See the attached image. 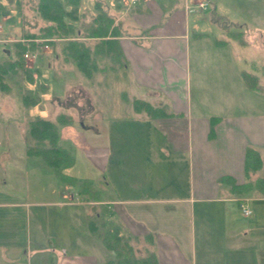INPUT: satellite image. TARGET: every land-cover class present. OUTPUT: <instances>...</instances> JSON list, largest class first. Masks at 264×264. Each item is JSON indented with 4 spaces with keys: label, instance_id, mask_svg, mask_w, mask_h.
Returning <instances> with one entry per match:
<instances>
[{
    "label": "crops",
    "instance_id": "0c3cea01",
    "mask_svg": "<svg viewBox=\"0 0 264 264\" xmlns=\"http://www.w3.org/2000/svg\"><path fill=\"white\" fill-rule=\"evenodd\" d=\"M196 1L81 0L82 9L98 2L96 13L113 19L118 58L96 56L114 69L112 83L122 80L131 93L119 92L114 111L94 103L79 82L86 109L62 104L46 118L56 127L57 145L71 155L59 171L74 179L62 181L53 169L50 202L39 198L44 169L34 158L40 156L26 154L36 145L29 123L40 116L20 124L8 91L0 93V264H33L41 251L59 255L58 264H105L114 253L100 235L111 228L137 257L153 254L157 264H264V182L258 181L264 169L244 172L248 147L264 165L262 30L247 28L243 33L256 35L250 40L240 31L223 33L217 20L225 0L189 11ZM68 62L76 66L68 58L64 67H49L65 75ZM243 70L258 77L261 91L245 86ZM178 71L180 78L173 75ZM105 73L96 64L85 76ZM103 79L94 82L111 83ZM133 99L152 112L135 110ZM242 200L252 209L248 217L240 212ZM44 206L51 208L47 230L41 229Z\"/></svg>",
    "mask_w": 264,
    "mask_h": 264
},
{
    "label": "rangeland",
    "instance_id": "374dc122",
    "mask_svg": "<svg viewBox=\"0 0 264 264\" xmlns=\"http://www.w3.org/2000/svg\"><path fill=\"white\" fill-rule=\"evenodd\" d=\"M3 1L4 3L2 0H0V2L4 5V11L2 13L0 12V22L3 23L5 27H7L8 39H18L17 42H0V63H7L17 59L15 54L17 48L15 44L22 43L20 39L32 40L33 38H26L25 35L39 33L40 30L46 25V21L42 19L36 11L35 7L37 0ZM87 6L92 7V9L89 11L82 9L81 7L79 9L78 20L74 22L77 28H81L82 21L85 20L82 19L84 17L83 15L87 14L89 17L88 20H90V18L96 14L97 7L95 6V3H83V8H87ZM169 7L170 5H166V7L163 5V8L167 9ZM252 7L254 8L253 11H256L254 14L250 13L251 11H249V9ZM219 9L221 17L220 20H217V23L220 24V29L223 30V33L229 31H240L242 32L241 34L244 35V38L247 37V40H250L251 35L253 34L243 32L247 28L250 30V28L257 27L259 30H262L258 33V36H261V44L264 46V0H225ZM210 12L211 11H209V13ZM43 21L45 24H43ZM123 31L130 32L131 30L124 29ZM253 36L256 37V35ZM255 37H252V39H255ZM44 43L45 42H41V45L38 44L39 54L36 60L27 63V65L23 61V66L17 68L15 73L8 72L3 76V83L6 85V89L0 87V93L2 94V92L6 93L8 91L7 100L9 107L13 109L12 116H18V121L20 124H24L28 118L33 116H40L45 119L49 118L51 117L50 114L52 112L62 109L63 105L68 106L67 108L72 107V110L74 109L73 111L76 112L78 109L75 107L79 105L78 103H81L82 109H86V97L88 94L80 91L77 84L79 82L90 91L89 93L91 94L94 103H96L101 108H104L106 104L111 105V108L113 107L114 111L115 108H117V103H121L119 92L122 90H128L131 93L130 87H127L122 80L117 84L114 82L112 83L111 80H113L112 78L114 77V72L110 70L114 69H110L108 67L109 62L106 57L93 56L94 62L96 63L94 65L93 62H90V65L96 66L97 64L98 66L103 67L106 71L105 77L103 78L105 79V82L111 81L109 84H99L94 82L96 78L98 80L103 79L101 78V74H99L97 77L94 74L91 79H86L87 77L81 71H79L77 66L70 64L71 62L67 63L68 66L66 64V69L69 71V73L65 75L63 73L62 75L59 74V70L56 69V67L51 68L49 66L55 62V64L60 63V66L64 67V62L68 61L66 53L64 55L62 52L66 41L63 39H55L53 43L48 42L49 48L47 51L42 50ZM83 43H85V45L88 47H92L95 44V40H84ZM21 45L23 47V44ZM4 48L7 49V51H3ZM253 55L256 59L257 57L255 53ZM57 60L59 62H57ZM258 63L264 64V50L262 51V55H260V59L258 58ZM29 74L32 76V80L28 78ZM173 75L177 78H180L181 73L178 71ZM116 78L117 77L114 79ZM73 83L74 85H77V87H74L72 85ZM122 85L124 87H122ZM24 96H30L34 98L38 97L40 100L35 105H25L23 102ZM97 102H99V104ZM23 155L26 156L25 154ZM35 159H38L37 161L41 163V166L43 165L42 167L44 169L40 171L39 188L41 192L39 198L43 202H50L52 195L49 193V191L56 189L53 178L54 170L53 168L46 166L41 157L34 158V160ZM25 188H27L26 185ZM50 209L51 208L49 206H44L41 208L42 213L40 220L43 223V228H41L43 230L48 229V210ZM35 256L37 257L33 258V264H58L57 261L59 255H49L48 252L41 251L39 255Z\"/></svg>",
    "mask_w": 264,
    "mask_h": 264
},
{
    "label": "trees",
    "instance_id": "16d2710c",
    "mask_svg": "<svg viewBox=\"0 0 264 264\" xmlns=\"http://www.w3.org/2000/svg\"><path fill=\"white\" fill-rule=\"evenodd\" d=\"M97 3H95L96 6ZM81 0H37L36 11L38 15L46 21V25L39 33L27 34L26 38H41V39H63L66 41L63 51L68 58L75 61L77 68L84 75L90 76L95 68L93 56L97 54H106L113 62L118 58V45L114 38L117 34V28L113 26V19L106 13L94 14L90 20L83 21L81 28H77L74 24L79 17V9ZM4 11V5L0 2V12ZM90 38L95 40V44L90 48L86 46L79 38ZM48 42H53L52 40ZM16 45L15 54L17 59L7 63H0V87L5 89L3 76L8 73H15L17 68L23 66L22 47L19 43ZM93 62L94 65H90ZM241 77L245 86L254 91H261L259 79L257 76L248 71H241ZM28 78L32 80L29 74ZM39 98L24 96L23 102L25 105L37 104ZM132 106L135 110L145 108L147 113L152 112V107L148 103H143L138 99L132 100ZM28 132L35 139L36 145L28 147L26 154L40 156L44 163L52 167L62 181H74V179L59 169L67 167L71 162L70 153L57 145V131L55 125L48 119L36 117L29 123ZM260 168L264 169V165L260 159L259 153L251 148H246L244 172L247 175L249 172H254ZM230 181L229 178H226ZM259 182H264V179H259ZM232 188H236L231 182ZM246 186V185H242ZM240 188V187H239ZM90 231L95 232L94 225L89 222ZM103 245L113 251L114 256L105 264H157L156 257L149 254L144 257H137L134 254L133 248L128 243L125 237H122L118 229H107L101 235Z\"/></svg>",
    "mask_w": 264,
    "mask_h": 264
},
{
    "label": "built area",
    "instance_id": "2783aa9c",
    "mask_svg": "<svg viewBox=\"0 0 264 264\" xmlns=\"http://www.w3.org/2000/svg\"><path fill=\"white\" fill-rule=\"evenodd\" d=\"M121 1L126 5H131V4L136 3L138 0H121ZM208 5L209 3L206 0H197L194 4L187 6V9L189 11H194L198 9L205 10L207 9ZM17 40L16 39L12 40V39L7 38V31L4 30L3 24L0 22V42H8V41L17 42ZM20 40L22 42L21 44H23V47H24V50L22 53L23 60L27 65V63L33 62L34 60H36L38 53H39L38 44L41 40L40 39H32V40L20 39ZM42 48L46 50L48 48V45L44 44ZM239 209L242 215L245 217H248L252 214V209L245 200H242L239 203Z\"/></svg>",
    "mask_w": 264,
    "mask_h": 264
}]
</instances>
